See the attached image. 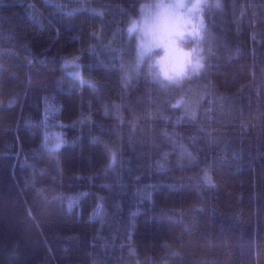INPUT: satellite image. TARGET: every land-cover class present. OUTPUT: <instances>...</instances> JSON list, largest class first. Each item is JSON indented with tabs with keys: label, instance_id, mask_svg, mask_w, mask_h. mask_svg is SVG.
Listing matches in <instances>:
<instances>
[{
	"label": "trees",
	"instance_id": "1",
	"mask_svg": "<svg viewBox=\"0 0 264 264\" xmlns=\"http://www.w3.org/2000/svg\"><path fill=\"white\" fill-rule=\"evenodd\" d=\"M134 6L0 0V264H264V0L167 91L122 77Z\"/></svg>",
	"mask_w": 264,
	"mask_h": 264
},
{
	"label": "clouds",
	"instance_id": "2",
	"mask_svg": "<svg viewBox=\"0 0 264 264\" xmlns=\"http://www.w3.org/2000/svg\"><path fill=\"white\" fill-rule=\"evenodd\" d=\"M222 10L223 0H135L119 28L131 49L120 65L124 81L143 78L167 91L200 76L211 52L209 18ZM79 60L64 57L62 71L83 78Z\"/></svg>",
	"mask_w": 264,
	"mask_h": 264
},
{
	"label": "snow or ice",
	"instance_id": "3",
	"mask_svg": "<svg viewBox=\"0 0 264 264\" xmlns=\"http://www.w3.org/2000/svg\"><path fill=\"white\" fill-rule=\"evenodd\" d=\"M74 79L78 80L80 82L81 85H83L85 83V80L82 77L79 76H73ZM207 179V177H206Z\"/></svg>",
	"mask_w": 264,
	"mask_h": 264
}]
</instances>
